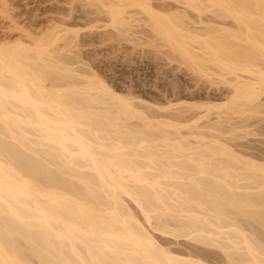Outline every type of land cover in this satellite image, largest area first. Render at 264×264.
Instances as JSON below:
<instances>
[{"label":"bare ground","instance_id":"6f19581e","mask_svg":"<svg viewBox=\"0 0 264 264\" xmlns=\"http://www.w3.org/2000/svg\"><path fill=\"white\" fill-rule=\"evenodd\" d=\"M72 3L120 40L140 29L227 96L160 106L117 92L76 66L79 32L64 25L0 40V264H211L149 228L264 264V149L233 144L264 120V0Z\"/></svg>","mask_w":264,"mask_h":264},{"label":"rangeland","instance_id":"374dc122","mask_svg":"<svg viewBox=\"0 0 264 264\" xmlns=\"http://www.w3.org/2000/svg\"><path fill=\"white\" fill-rule=\"evenodd\" d=\"M7 1L8 17L0 14V40H17L23 30L38 35L55 25L74 28L79 32L75 51L82 62L76 66L95 71L117 92L160 106H166L168 101L219 102L227 96L226 88L209 87L188 68L172 61L166 50L149 46L150 39L140 29L136 28V36L142 39L141 42L115 38L111 29L103 27L105 23L101 16L85 4L72 3V0ZM245 124L253 125L250 130L254 135L236 140L233 144L264 149V120ZM149 230L160 243L172 250L201 254L211 264H226L223 253L216 248L185 238L175 239L151 228Z\"/></svg>","mask_w":264,"mask_h":264}]
</instances>
